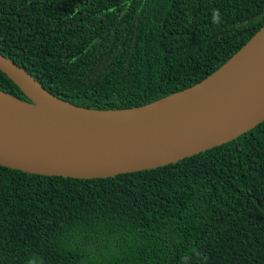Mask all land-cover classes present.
Here are the masks:
<instances>
[{
    "label": "trees",
    "instance_id": "1",
    "mask_svg": "<svg viewBox=\"0 0 264 264\" xmlns=\"http://www.w3.org/2000/svg\"><path fill=\"white\" fill-rule=\"evenodd\" d=\"M263 25L264 0H0V54L72 105L133 109L204 80ZM0 91L30 102L1 70ZM0 264H264V121L114 177L0 166Z\"/></svg>",
    "mask_w": 264,
    "mask_h": 264
},
{
    "label": "water",
    "instance_id": "2",
    "mask_svg": "<svg viewBox=\"0 0 264 264\" xmlns=\"http://www.w3.org/2000/svg\"><path fill=\"white\" fill-rule=\"evenodd\" d=\"M0 70L30 100L0 91L25 108L0 102V166L29 174L96 179L156 169L226 144L264 121V25L204 80L133 109L72 105L2 54ZM19 81L74 111L33 116L27 111L36 101Z\"/></svg>",
    "mask_w": 264,
    "mask_h": 264
},
{
    "label": "bare ground",
    "instance_id": "3",
    "mask_svg": "<svg viewBox=\"0 0 264 264\" xmlns=\"http://www.w3.org/2000/svg\"><path fill=\"white\" fill-rule=\"evenodd\" d=\"M19 83L23 86V88L27 91V93L36 101L37 107H33L28 113L32 114L37 118H45L48 117L51 113L49 112L50 109H57L60 113L63 111H74L68 105H63L53 99H47L45 96L41 95L38 90L31 89L29 86ZM0 102L4 103L6 106H9L15 110H24L25 108L22 104L15 102L11 99H7L5 96L0 94ZM52 115V114H51ZM53 116V115H52ZM59 115L56 114L55 118H58Z\"/></svg>",
    "mask_w": 264,
    "mask_h": 264
}]
</instances>
